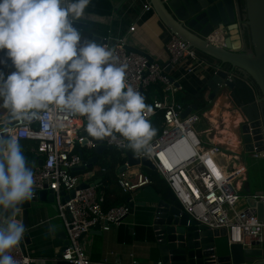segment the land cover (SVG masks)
<instances>
[{
	"label": "built area",
	"instance_id": "obj_1",
	"mask_svg": "<svg viewBox=\"0 0 264 264\" xmlns=\"http://www.w3.org/2000/svg\"><path fill=\"white\" fill-rule=\"evenodd\" d=\"M144 9L146 12L154 11L149 2ZM208 39L214 44L219 43L214 37ZM103 43L114 49L119 63L126 64V81L144 97L154 84L163 86V97H156L151 103H146L153 109L152 114L147 116L150 122L163 113L161 134L152 138L147 149L131 152L127 147L128 141L116 133L115 139L101 138L104 143L113 150L124 152V156L126 152H131L140 159H149L156 167L155 172L171 190L176 204L192 220L207 226L211 231L224 229L229 245L241 244L245 248L260 245L259 248H262L264 223L259 221L256 208L247 205V199L254 197L264 203V194H241L247 180V169L241 174L236 165L226 166L219 158L220 155L229 156L222 144L204 141L202 135L206 129L202 130V123L204 119L208 120L205 111H192L182 117L188 108L176 97L183 94L182 87L178 79L171 81L166 66L128 51L123 42L111 44L105 39ZM166 51L171 71H183L182 78L192 74L204 79L206 71L211 68L199 52L175 35H171L167 41ZM233 79L235 76L228 72L227 80ZM77 120L85 128L84 117L50 107L42 110L33 121L20 120L7 131L19 142H38L34 151L40 159L32 169L34 191L50 190L54 196L55 217L63 223L68 241L62 260L72 264H92L83 242L84 237L98 226L102 231L120 226L132 208L129 204H123L105 210V197L98 185L88 184L86 188H81L85 182L73 171L83 165V159L76 151V145L82 144L84 140L76 137ZM206 131L210 134L212 127ZM253 156L256 159L264 158V153H253ZM102 171L106 170L102 168ZM117 179L118 186L124 192L139 190L153 182L147 174H141L131 181L124 172H118ZM10 254L17 264H33L36 261L24 251L20 242Z\"/></svg>",
	"mask_w": 264,
	"mask_h": 264
},
{
	"label": "clouds",
	"instance_id": "obj_2",
	"mask_svg": "<svg viewBox=\"0 0 264 264\" xmlns=\"http://www.w3.org/2000/svg\"><path fill=\"white\" fill-rule=\"evenodd\" d=\"M91 0H0V51L13 71L0 69V108L9 120L31 121L50 107L85 118L92 137L147 149L156 134L151 105L126 81L114 49L82 37L75 26ZM6 63L0 59V65ZM3 125H0L2 128ZM34 192V173L15 136L0 131V264L23 239L20 205Z\"/></svg>",
	"mask_w": 264,
	"mask_h": 264
},
{
	"label": "water",
	"instance_id": "obj_3",
	"mask_svg": "<svg viewBox=\"0 0 264 264\" xmlns=\"http://www.w3.org/2000/svg\"><path fill=\"white\" fill-rule=\"evenodd\" d=\"M243 1L242 23L239 22V12L234 0H149V3L170 35L181 38L200 55L212 59L218 70L209 82L211 100H214L222 90L231 92L237 86L236 79L227 80L229 71L222 64L236 68L245 81L256 86L257 104L250 107L240 106L247 120L238 127V130L246 154L264 153V123L261 116L264 109V0ZM230 27L235 30L239 27L241 34L245 28L250 43L248 50H241L233 45L231 35L226 36L222 44H214L208 39L214 37L219 41L221 37L218 32L223 33L225 30L231 32ZM164 66L169 73L171 71L169 62ZM170 79L174 80L172 77ZM197 110V106L192 105L184 111L182 117ZM19 121L9 120L5 124H0L3 125L0 131L8 133L7 128L14 127ZM86 143L88 139L83 140L82 146L86 147ZM92 145L93 156L88 158L84 152H80L83 165L75 168L74 172L93 169L106 151L113 150L101 138L93 141ZM125 156L127 163L119 172H125L134 166L156 171V167L147 158L140 159L131 152H126ZM257 159L264 161V158ZM87 186L85 183L81 188ZM263 194L264 190H258L249 195ZM37 202H49L53 205L55 203L50 190L34 191L32 198L20 205L18 218L22 220L25 231L30 229L29 210L32 204ZM129 205L132 207L134 204L129 202ZM247 205L256 208L259 221L264 223V203L249 197ZM97 229H100V226ZM152 229L158 261L162 264H264V248H259L260 245L245 248L241 244L227 243L220 251L217 240L225 238V230L211 231L207 226L192 220L176 203L159 201L154 210ZM63 238L64 243L54 264H72L62 260V253L68 244L66 231ZM23 239L28 241V235L23 236ZM23 239L20 243L24 249Z\"/></svg>",
	"mask_w": 264,
	"mask_h": 264
},
{
	"label": "crops",
	"instance_id": "obj_4",
	"mask_svg": "<svg viewBox=\"0 0 264 264\" xmlns=\"http://www.w3.org/2000/svg\"><path fill=\"white\" fill-rule=\"evenodd\" d=\"M234 1L239 12V22L242 23L244 15L240 0ZM148 2L149 0H91L89 6L85 9L84 16L76 22V26L84 38H94L101 42L108 39L111 44L123 42L128 51L146 56L153 62L165 65L170 61L166 51V43L171 35L154 11H145L144 6ZM132 28L134 29L132 30ZM230 29L231 32L226 30L223 33L218 32L219 37H221L219 43L222 44L224 38L231 35L233 45L241 50H248L250 43L245 28L243 34L240 33L239 27L236 30L232 27ZM0 59L6 60L4 65H0V69L5 74L14 70L4 51H0ZM212 62L209 63L211 68L206 71L205 77L210 72L217 70ZM176 97L182 101L183 94H178ZM230 98V91L227 90H222L215 98L216 103L209 116V118L212 117L210 120L213 123L211 124L213 128L210 134L206 131L204 139L209 138L212 144L225 145L224 149L229 153L226 166H235L237 163L240 173H245L246 167L236 161L233 164L230 157L238 159V156H241L244 152L238 127L243 123L246 114L242 112L241 107H239L241 113L238 114H231L227 110L222 111L223 109L220 106L230 107L229 103L232 101ZM253 104H257V94H255V99L244 105V107H250ZM220 118L223 119L224 127L221 128L222 130L220 129L221 126L218 127ZM213 119H216V121ZM8 121V111L0 108V124H5ZM76 123V137L88 139L86 147L77 144L76 151L78 153L84 152L90 158L93 156L91 143L97 138L90 136L85 128H82L81 121L77 120ZM206 130L208 129L206 128ZM235 136L236 140L233 138ZM228 137L230 138L228 139ZM224 138L226 141H224ZM27 141L22 140L19 142L22 150H29V147H31ZM236 141H238L237 144H235ZM205 142L207 143L206 140ZM34 149L30 150L37 155ZM86 149L90 152H86ZM239 167L244 170H240ZM107 172L102 171L100 166H96L93 169L77 173L86 184L98 185V189L103 192L105 197V188L109 186L104 182ZM118 172L119 170L116 173L118 174ZM116 173H114L115 176H117ZM124 173L125 177L131 181H135L141 174L150 176V173L140 166L131 167ZM109 189L120 194L129 195L128 202H133L134 205L131 207L130 215L120 226L112 227L108 231L97 229L84 237L83 242L86 245L92 264H162L158 261V253L155 250L156 240L152 229L154 210L161 200L173 204L174 196L171 192L158 191L152 185L144 186L136 191L124 192L117 183H114L109 186ZM162 189L164 188L162 187ZM55 215V204L49 202L33 203L32 208L29 210L30 229L24 233V236L28 235V241L23 239V245L25 252L35 258V264H54L61 251L66 230L63 223ZM219 240H217V246L221 251L223 245H226L227 242L221 244Z\"/></svg>",
	"mask_w": 264,
	"mask_h": 264
},
{
	"label": "trees",
	"instance_id": "obj_5",
	"mask_svg": "<svg viewBox=\"0 0 264 264\" xmlns=\"http://www.w3.org/2000/svg\"><path fill=\"white\" fill-rule=\"evenodd\" d=\"M241 8L243 9L244 1L240 0ZM110 9V8H108ZM202 58L207 60L209 63L212 62V59L201 55ZM230 73L235 76L237 80V86L230 92V97L232 102L240 107L241 105H247L255 99V94H257V88L255 85L250 84L242 78V75L238 72L236 68L230 67L228 65H223ZM183 71L172 70L170 72V77L173 79H178L179 84L182 87L183 97L182 102L186 107L195 105L197 106L199 112L207 111L212 106V100L210 99L211 91L209 89V82L214 75V71L210 72L204 79H201L197 75H186L185 77H181ZM163 97V86L161 84H154L146 93H145V103H151L152 98ZM152 99V100H151ZM195 112V111H194ZM162 121H163V113H159L152 121V126L156 129V134L153 137L156 138L161 134L162 130ZM119 134V133H116ZM27 143L31 145L28 149H24L23 154L26 157L27 164L30 168L34 169L37 163H39V156L32 152L30 149L36 148L38 142L35 140H28ZM131 152H137L130 149ZM99 165L101 168L105 169L107 172L106 177L104 179L105 184L112 185L117 183V176L114 173L117 172L124 164L127 163V158L124 156V152L111 150L106 153L105 156L100 157ZM148 173H150V177L152 179V183L146 186L152 185L154 189L158 191H167L171 192L167 184L161 180L160 176L155 171H151L148 169ZM117 175V173H116ZM109 186L105 188V203L104 209L108 210L116 206H120L123 204H129L128 198L129 195L120 194L117 191H112L109 189ZM162 187L164 189H162ZM247 187V186H246ZM172 194V192H171ZM173 195V194H172ZM173 203L176 200H172Z\"/></svg>",
	"mask_w": 264,
	"mask_h": 264
},
{
	"label": "rangeland",
	"instance_id": "obj_6",
	"mask_svg": "<svg viewBox=\"0 0 264 264\" xmlns=\"http://www.w3.org/2000/svg\"><path fill=\"white\" fill-rule=\"evenodd\" d=\"M215 103H216V100L215 99L212 100L211 108L209 110L205 111L206 117H208V120L204 119V121L202 123L203 129H206V128L209 129L212 127L211 124H213V123L211 122L209 116H210L211 109H213V107L215 106ZM229 105H230V107H227L226 105H224V106H220V108L223 109L222 111L227 110L231 114L241 113L239 107L237 105H235L232 101H230ZM261 116H262L263 123H264V109L262 110ZM220 119L221 120L219 121L218 126L219 127L221 126V128H222V127H224L223 119L222 118H220ZM243 120H244L243 122H246L247 119L244 118ZM205 140L207 142H209L210 144H212V142L209 138L208 139L206 138ZM217 144H219V143H217ZM241 145H242V142H241ZM224 146L225 145L222 144L223 148H224ZM108 151H111V150H108ZM86 152H90V151L86 149ZM106 153L103 156H105ZM88 154H90V153H88ZM226 154H229V153L226 151ZM238 157H239L238 158L239 160H236V161L239 163H242L247 169V172H246L247 180L244 183L243 192H241V194L249 195V194H254L258 190H264V161L258 160L256 158H254L253 154H246L245 152H243V154L241 156H238ZM96 166H100V165L97 164ZM100 168H101V166H100ZM246 184H248L247 187L245 186ZM225 241L227 242L226 238H221L219 240V242L221 244H224Z\"/></svg>",
	"mask_w": 264,
	"mask_h": 264
},
{
	"label": "bare ground",
	"instance_id": "obj_7",
	"mask_svg": "<svg viewBox=\"0 0 264 264\" xmlns=\"http://www.w3.org/2000/svg\"><path fill=\"white\" fill-rule=\"evenodd\" d=\"M218 109H219V107H218ZM219 116V115H218ZM212 118V117H211ZM210 118V119H211ZM213 120H215L216 121V119H213ZM215 121H213V122H215ZM218 122V121H217ZM228 125V124H227ZM217 127V126H216ZM219 127V126H218ZM226 128H227V126H226ZM220 129H221V127H220ZM202 130H205V129H202ZM222 130V129H221ZM224 130V129H223ZM206 131V130H205ZM205 131H204V134H205ZM228 131V130H227ZM225 133V132H224ZM204 134L202 135V138L204 139ZM229 136V135H228ZM226 137H227V135H226ZM230 137H228V139H229ZM235 140H236V136L235 137H233ZM225 139V138H224ZM220 140V139H219ZM204 141H205V139H204ZM224 141H226V139L224 140ZM223 141V142H224ZM238 143V141H236V143L235 144H237ZM238 147V146H237ZM234 148V147H233ZM219 158L224 162V164L226 165V163H227V157L225 156V155H220L219 156ZM231 159V161H233V164H234V161H236V160H238L236 157H230ZM237 162V161H236ZM236 166H239V165H237V163L235 164ZM240 168V170H244L242 167H239ZM243 172H241V174H242Z\"/></svg>",
	"mask_w": 264,
	"mask_h": 264
},
{
	"label": "flooded vegetation",
	"instance_id": "obj_8",
	"mask_svg": "<svg viewBox=\"0 0 264 264\" xmlns=\"http://www.w3.org/2000/svg\"><path fill=\"white\" fill-rule=\"evenodd\" d=\"M246 186H248V184H246Z\"/></svg>",
	"mask_w": 264,
	"mask_h": 264
}]
</instances>
